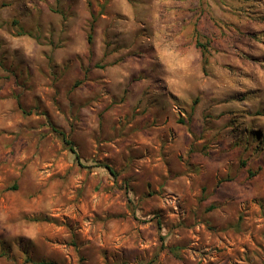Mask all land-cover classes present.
<instances>
[{
    "label": "rangeland",
    "instance_id": "obj_1",
    "mask_svg": "<svg viewBox=\"0 0 264 264\" xmlns=\"http://www.w3.org/2000/svg\"><path fill=\"white\" fill-rule=\"evenodd\" d=\"M231 3L162 115L106 0H0V264H264V0Z\"/></svg>",
    "mask_w": 264,
    "mask_h": 264
},
{
    "label": "crops",
    "instance_id": "obj_2",
    "mask_svg": "<svg viewBox=\"0 0 264 264\" xmlns=\"http://www.w3.org/2000/svg\"><path fill=\"white\" fill-rule=\"evenodd\" d=\"M231 1L106 0V33H117L118 42L125 48L115 54L111 44L106 62H114L116 56L124 57L119 67L124 74L119 78L125 83L140 79L133 85L137 101L145 108L150 105L152 110H162V115L173 113L174 102H185L192 90L191 80L203 72L201 40L207 38L213 46L220 45L222 21L228 19V24H237L232 18L238 8ZM41 16L46 25L51 21L60 24V18L49 10L44 9ZM139 46H145V60L127 56ZM150 93L152 100L146 98Z\"/></svg>",
    "mask_w": 264,
    "mask_h": 264
},
{
    "label": "trees",
    "instance_id": "obj_3",
    "mask_svg": "<svg viewBox=\"0 0 264 264\" xmlns=\"http://www.w3.org/2000/svg\"><path fill=\"white\" fill-rule=\"evenodd\" d=\"M89 43L90 44H92L93 43V38H92V36H89ZM199 48L201 49V48H203L202 46H201V44H199ZM203 53V57H204V63H203V66H204V68L206 67V65H207V61L205 60V53L204 52H202ZM109 171L112 173V170L109 168ZM34 264H55L54 262H48V261H42V262H37V263H34Z\"/></svg>",
    "mask_w": 264,
    "mask_h": 264
}]
</instances>
